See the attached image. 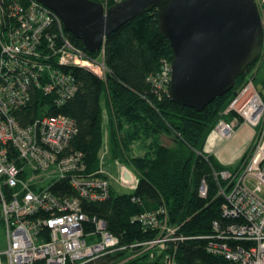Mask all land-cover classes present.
Segmentation results:
<instances>
[{
  "label": "built area",
  "instance_id": "2783aa9c",
  "mask_svg": "<svg viewBox=\"0 0 264 264\" xmlns=\"http://www.w3.org/2000/svg\"><path fill=\"white\" fill-rule=\"evenodd\" d=\"M95 1L109 7L108 0ZM256 3L264 29V0ZM90 54L71 41L60 17L48 7L36 0H0V217L7 236L0 264H89L127 248L167 251L172 244L175 251L176 243L188 239L177 233L167 208L161 207L135 218L146 232L155 231V238L120 246L104 220L90 219L82 210L83 200L108 199L112 180L102 169L89 173L82 152L68 151L77 134L74 120L63 114L51 116L49 108L27 126L16 118L15 112L36 93L47 98L48 107L61 108L77 91L71 68L105 80L109 70L104 46L95 56ZM171 64L164 61L148 78L159 96L169 94ZM263 80L253 91V82L244 85L227 110L235 117L220 120L215 128L226 140L239 126L257 129L245 168L236 175L214 173L216 179L232 180L233 185L227 194L220 190L226 203L221 220L213 222V233L198 237L208 241L209 253L231 264H264ZM61 181H67L76 196L53 193L52 186ZM199 194L207 197L205 180ZM88 222L94 224L91 232L85 230ZM175 255L169 254L166 263L178 264ZM154 256L152 252L150 257Z\"/></svg>",
  "mask_w": 264,
  "mask_h": 264
},
{
  "label": "trees",
  "instance_id": "16d2710c",
  "mask_svg": "<svg viewBox=\"0 0 264 264\" xmlns=\"http://www.w3.org/2000/svg\"><path fill=\"white\" fill-rule=\"evenodd\" d=\"M114 4L110 0L108 6ZM159 27L157 9L135 18L105 41V63L109 70L105 80L85 69L71 68L77 91L61 108L48 107L47 98L36 93L15 116L21 125L27 126L49 108L51 116L63 114L73 119L77 134L68 151L85 155L89 173L101 169L106 132L110 157L135 171L137 182L132 193H121L112 184L108 199L83 200L82 210L90 219L104 220L108 230L120 240V246L129 247L155 238L156 232H146L135 218L161 207L167 208L170 224L178 228L177 233L188 238L176 243L175 251L172 244L167 251L155 248L141 253L143 248L136 247L134 252L127 248L89 264H112L131 252L138 254L123 264H167L172 252L176 253L178 264H231L209 253L208 241L198 237L213 233V222L221 220L226 203L220 190L227 194L233 185L232 180L216 179L214 173L228 170L236 175L239 169L223 165L204 148L223 112L247 81L245 75L239 77L236 89L216 98L201 112L172 102L168 92L157 95L148 78L160 71L164 61L171 63L174 58L169 41L161 35ZM68 34L83 49L82 42ZM253 68L254 64L249 72ZM104 93L107 94L105 111ZM234 117L235 114H230L227 120ZM163 137L171 138L173 144H164ZM136 146L142 154H137ZM203 180L208 185L206 198L199 194ZM51 191L58 196H76L67 181L57 182ZM85 230L93 231L94 224L86 223Z\"/></svg>",
  "mask_w": 264,
  "mask_h": 264
},
{
  "label": "water",
  "instance_id": "95a60500",
  "mask_svg": "<svg viewBox=\"0 0 264 264\" xmlns=\"http://www.w3.org/2000/svg\"><path fill=\"white\" fill-rule=\"evenodd\" d=\"M36 1L54 11L92 54L127 23L157 9L160 33L174 56L169 97L198 112L236 89L263 50L256 0H123L107 9L95 0ZM123 176L133 180L127 169Z\"/></svg>",
  "mask_w": 264,
  "mask_h": 264
},
{
  "label": "rangeland",
  "instance_id": "374dc122",
  "mask_svg": "<svg viewBox=\"0 0 264 264\" xmlns=\"http://www.w3.org/2000/svg\"><path fill=\"white\" fill-rule=\"evenodd\" d=\"M114 1L116 3H118V2L123 1V0H114ZM109 2H110V0H108V3ZM262 78L264 79V49L262 50V53H261L260 57L258 58L257 62L254 64L253 70L251 72L248 71V73L245 74V81H247L248 84L253 82V84L250 86V89L253 91L255 88L261 87L260 79H262ZM240 90L241 89H239L237 92H239ZM235 97H236V95H235ZM235 97L233 98V100H235ZM106 99H107V94L104 93L103 99H102V106H103L104 111L106 110V107H105ZM227 110H229V107L223 112L222 118H220V119L227 120L228 115H229V113H227ZM106 118H107V114H106ZM106 121H107V119H106ZM106 121H105V128H107V122ZM242 126H246L244 129H247V130L250 129L253 132L255 131V135H254V138L252 139V141H249L250 139L248 140L249 134L246 132L241 133V136H239V137H236L234 135L233 138H231L229 140L221 139V138H219V136L217 135V133L214 129V130H212L211 134L208 136L206 144H205V148H204V151L206 152V149H207L206 146L208 143H210L209 141L211 140V138H212V140H217V142L219 141L220 145L223 144L222 146H220L221 147L220 152H219L220 161L222 163H224L225 166L238 168L239 169L238 172L241 169L245 168L248 157H249V152L251 151V146L254 144L256 137H257V129H254L253 127L248 126V125H242ZM242 126H239L238 130L240 128L243 129ZM238 130H237V132H238ZM104 135H105L104 136L105 137L104 138L105 144L101 150L100 168L102 169V171L107 176H109V178L112 180V184L115 186V188L119 192H121V193H132L134 190L135 184L137 182L136 180H137L138 174L135 171L130 170V169L124 167L123 165H121V164L119 165L115 161H113V159L110 157L109 136L106 134V132L104 133ZM252 136H253V134H252ZM163 142H164V144H166L168 146H171L173 144V140L171 138H168V137H163ZM249 143H250V146H248ZM217 144H219V143H217ZM136 151H137V154L143 153L142 150L137 146H136ZM221 152H223L222 156H221ZM210 155L215 156L214 154H211V153H210ZM124 169H127L133 175V177H134L133 181H127L124 179V176H123ZM224 171H228V170H224ZM6 247H7V236H6V232L4 230V227L1 223V217H0V250H4ZM131 251L134 252V250H131ZM143 252H145L144 249L142 250L141 253H143ZM131 253L125 254L124 256H122V258H123L122 260L119 259V260L113 262L112 264H123L138 254V253H135V254H131ZM114 254H116V253H114Z\"/></svg>",
  "mask_w": 264,
  "mask_h": 264
},
{
  "label": "crops",
  "instance_id": "0c3cea01",
  "mask_svg": "<svg viewBox=\"0 0 264 264\" xmlns=\"http://www.w3.org/2000/svg\"><path fill=\"white\" fill-rule=\"evenodd\" d=\"M105 106H106V103H105ZM243 127V129H239L238 130V132L236 133V137H239V136H241V133H243V132H246V133H248L249 135H248V140L249 141H252V139L254 138V135H255V131L253 132L252 130H247V129H244L246 126H242ZM253 132V133H252ZM252 134H253V136H252ZM163 140V139H162ZM216 141V142H215ZM210 143H208L207 144V146H206V152L207 153H211V154H214L215 155V157L220 161V158H219V152H220V149H221V147L220 146H222V145H220V142L218 141L217 142V140H212V138H211V140L209 141ZM217 143H219V144H217ZM251 143V142H250ZM250 143L248 144V146H250ZM223 155V152H221V156ZM221 162V161H220ZM222 163V162H221ZM223 165H225L224 163H222Z\"/></svg>",
  "mask_w": 264,
  "mask_h": 264
}]
</instances>
